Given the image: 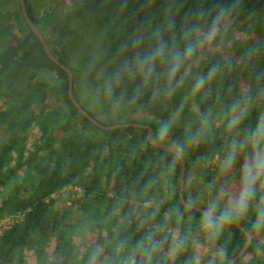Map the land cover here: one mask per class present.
I'll return each instance as SVG.
<instances>
[{
    "label": "trees",
    "instance_id": "16d2710c",
    "mask_svg": "<svg viewBox=\"0 0 264 264\" xmlns=\"http://www.w3.org/2000/svg\"><path fill=\"white\" fill-rule=\"evenodd\" d=\"M233 2L234 0H79L57 17H44L41 25L34 18L28 0H24V5L27 16L41 32L47 48L60 64L71 72L83 74L93 85L94 76L89 75L93 72L92 64L98 63L103 68L98 74L101 82L98 89L106 100L109 101L110 98L118 101L124 107L125 104L129 107L136 106L150 116H164V112L171 105L181 107L182 98L185 97L195 104L197 118H207L211 127H214L217 122L225 119V113H228L233 100L229 82L225 81L226 84H223L219 74L232 65L231 58L219 63L213 55H208L207 58H198L195 62L193 59L196 54L186 62L189 70L184 83L171 96L165 95L163 91L164 66H157L158 78H154L148 85H143L139 77L133 78L129 69L137 54H143L155 46V30L164 24L167 14L175 18L177 41L183 48L184 42L179 37L186 17L201 8L214 15L216 9L232 5ZM227 17L241 23L252 19L254 26L261 25L264 0H238L237 6ZM0 19L11 42L0 48V80L7 77L13 78L12 80L17 78L18 83L24 84L15 94V99L6 101L0 94V122L5 123L6 129V136L0 140V220L6 215L21 214L0 233V264H28L23 257L25 251L34 253L37 258L35 264H94L96 260L101 264H139L135 257L130 260L125 252V239L132 237L137 246L143 244L150 247L155 235L154 225L158 223L160 215L144 206L136 211L124 200L126 192L120 196L121 200L108 195L100 179L103 165L108 168L109 175L120 176L125 167L121 147L130 135L138 137L149 155L168 164L170 185L165 191L162 204H159V210L165 211L172 218L201 221L202 215L183 206L178 198L177 156L170 151L151 146L146 140L145 128L125 126L101 130L86 120L68 99L66 72L46 56L38 39L21 17L18 0H0ZM211 20L212 16H208L198 23L206 31ZM97 26L106 29L114 27L121 40L109 39L110 45L103 47L98 53H94L91 47H83L81 37L90 44L95 36L91 29ZM240 26L241 24H235L236 28ZM170 36V32L165 33L166 40ZM79 46L84 51V58L80 62L78 56L74 57L75 49ZM247 53L253 56L254 89L246 98L248 105L238 112L246 113L244 119L231 132L228 131L225 120L214 133L208 137H199L195 143L191 134L182 127H171L167 140H162L150 121L124 118L116 123L149 125L155 141L168 144L177 142L183 154L191 157L202 154L206 159H212L220 155L234 134L245 135V130L254 127L264 113V38L252 43L247 48ZM213 66L216 67L215 74L199 91L193 93L196 81L201 76H207ZM40 72L54 75V90L63 110L49 114L42 110L35 112L31 108V97L36 96L37 105H41L45 89L49 86L48 82L36 77ZM109 82L114 88L112 96L106 92ZM72 94L78 101L74 81ZM90 115L104 124L93 114ZM73 128L98 132L111 155L100 159L99 154L92 151L91 145H83L73 139L57 140L56 132H67ZM31 130L37 136L26 148L24 142ZM187 169L185 161L184 183ZM123 179V185L128 186V190L134 191L137 196L145 195L147 200L155 192L160 193L158 181L152 184L150 174L131 177L126 181L124 176ZM72 185L81 188L80 197L74 200L75 205L79 206L80 216L75 221L68 216L64 220L58 216L54 218L47 198ZM139 198L142 199L140 196ZM183 198L186 199L184 191ZM253 209L249 208L246 215L233 220L243 226L251 236L247 250L233 264H264V243L255 236L261 230L255 226L256 214ZM224 226L229 232V240L222 244L213 264H226L245 240L244 234L234 224L227 223ZM95 228L102 234L101 238L91 246H85L81 242L84 246L79 249L73 237L80 235L84 229L92 231ZM50 236L53 238V250L50 253L52 260L45 258L44 248L38 243L45 242ZM81 240L84 241V238Z\"/></svg>",
    "mask_w": 264,
    "mask_h": 264
},
{
    "label": "rangeland",
    "instance_id": "374dc122",
    "mask_svg": "<svg viewBox=\"0 0 264 264\" xmlns=\"http://www.w3.org/2000/svg\"><path fill=\"white\" fill-rule=\"evenodd\" d=\"M75 1L79 0H28V4L32 9L34 18L41 25L44 17L48 15L57 17L65 13ZM235 24H241V26L236 28ZM91 32L95 34L94 39L90 42L91 45L83 37H81V45L83 47H91L94 53L101 52L103 47L109 46L110 40H121V37L114 27L106 29L97 26L92 28ZM262 38H264V17L261 20V25L254 26L252 19L241 23L237 20H230L226 16L219 23V29L215 39L211 42H204L198 48L197 55L193 59L195 62L198 58H207L208 55H213L219 63H224L228 58L232 60V65H230L228 70H222L219 74L223 80V82L221 81L223 84L229 82L228 87L231 89L233 100L228 113H225V119L223 118L217 122L214 127H211L208 120L207 124H205V120L197 118L195 104L192 100L185 97L182 98L181 107L171 105L164 112V116H150L143 109H139L136 106L129 107L128 104H125L124 107L118 101H112L110 98H108L109 101L106 100L102 97L100 89H98V85L99 87L101 85L98 74L103 69L98 63L92 64L94 68L90 69L93 70L91 72L93 75L89 74L90 77L94 76L92 79L95 85L87 81L83 74L77 71L72 72V82L74 81L76 97L86 111L93 114L104 124L121 122L124 118H132L139 121H150L155 125L158 133L161 125L168 122L171 124V127L184 128L186 132L191 134L193 142L196 143L199 137H208L224 124L225 120L228 121L232 115H235L244 106L248 105L246 98L249 97L254 89V83L252 81L254 69L252 64L253 56L248 55L247 48ZM10 43L7 29L0 19V48L6 47ZM82 49L80 46L75 49L76 53L74 57L76 58L78 56L79 62L84 58V51ZM36 77L48 82L49 86L45 89V96L41 105H37L38 99L36 96L31 97L29 101L31 108L35 112L36 110H42L49 114L54 113V111L63 110V105L59 102L54 90V86L56 85L54 75L49 72H40L36 74ZM12 79L7 77L1 78L0 80V94L6 101L15 99V94L24 86L23 83L17 82V78ZM233 104L238 105L236 113L232 112ZM5 130V123L1 121L0 140L6 136ZM36 136L32 130L28 133L24 142L26 148L33 143ZM234 136L244 137L242 134H234ZM56 137L57 140L73 139L77 143L87 146L91 145L92 151L99 154L100 159L111 155L110 152L108 153V146L105 144L101 135L89 129L73 128L67 132L59 131L56 132ZM163 140H167V137ZM174 145L181 150L177 142ZM226 150L227 147L220 155L214 156L212 159H206L202 154L194 157L183 154L188 165L187 178L183 191L189 202L207 207L209 201L216 197L221 185L227 183L233 191L238 189L241 160L237 161L236 167L231 173H223L220 162ZM121 155L125 167L119 177V174L116 175L117 177L109 175V170L105 165L101 167L100 179L107 194L114 196L116 199H120V196L126 192L127 196L124 200L128 205L133 206L136 211H139L141 206H144L160 215L158 223L154 225V239L150 247H148L152 248L154 243L155 250L151 251L150 254L140 246H137L135 241L132 240V237L125 239V252L130 256V260H134L135 257L139 264H213L216 261L222 244L229 240V232L226 227L223 226L218 235L210 236L208 232L203 230L200 220L191 218L176 219L169 217L165 211L161 212L159 210V204H162L165 191L170 185V170L166 162H160L148 154L136 135H130L122 143ZM89 164L90 166L92 165L91 162ZM88 170H86V173H88ZM19 174L21 175L22 172ZM145 174L152 176V184L158 181L161 189L160 193L155 192L149 200L145 199V195H134V191L128 190V186L123 185L124 176L126 181L131 177L137 178ZM80 195L81 188L77 185H72L64 187L48 197L47 201L51 207L53 217L56 218L58 216L64 220L63 218L68 216L71 220L75 221L80 216V213L79 206L75 205L74 200L77 197L79 198ZM139 196L142 198L141 200ZM262 199H264V186H258L256 198L249 207L254 208L253 211L256 214V220L258 209L264 207ZM11 219L9 216L8 218L3 217L0 220V233ZM260 230L261 233L255 236L260 239L261 243H264V227H260ZM101 236L102 234L96 228L92 231L84 229L80 235L74 236L73 240L75 245L79 249H82L84 245H93ZM82 238H84V241L81 240ZM38 243L44 248L45 258L52 260L50 253L53 250V238L50 236L46 238L45 242L38 241ZM23 257L28 264H35L37 262V258L32 251L23 252ZM94 264L101 263L99 260H96Z\"/></svg>",
    "mask_w": 264,
    "mask_h": 264
},
{
    "label": "clouds",
    "instance_id": "9594fccd",
    "mask_svg": "<svg viewBox=\"0 0 264 264\" xmlns=\"http://www.w3.org/2000/svg\"><path fill=\"white\" fill-rule=\"evenodd\" d=\"M238 0H234L232 5H224L215 10L212 15L210 11L198 9L194 14L185 18L182 26L180 40L184 42L183 48L179 46L176 37V21L174 16L167 14L164 24L155 30L156 43L149 51L137 54L129 69L130 75L139 77L143 85H148L154 78H158L157 66H164L165 85L163 91L165 95L171 96L177 88L184 83V78L188 73L186 62L191 60L204 42H211L215 39L220 21L235 8ZM179 9H177L178 11ZM212 16V20L207 30L202 29L198 21ZM170 32L171 36L165 39V33ZM216 72L213 66L207 76H201L196 81L192 91H199L202 86ZM106 92L109 96L114 94L111 82L106 85ZM238 105H232V112L236 113ZM246 113L240 112L232 115L227 121L228 131L231 132L243 120ZM207 124V118H205ZM171 124L165 122L161 125L158 135L160 139H165L170 131ZM241 160L239 187L233 191L225 183L217 191L215 198L209 201L205 212L202 214L201 225L203 230L210 236L218 235L223 226L233 220L246 215L253 200L256 198L258 186H264V113L258 118L254 127L245 130L243 138L234 136L227 146L226 153L220 162L223 173L228 174L236 167L237 161ZM264 204V199H262ZM219 210V214L217 212ZM257 228L264 227V207L258 209L256 220ZM151 241V237H149ZM144 251L149 254L155 250L141 245Z\"/></svg>",
    "mask_w": 264,
    "mask_h": 264
},
{
    "label": "water",
    "instance_id": "95a60500",
    "mask_svg": "<svg viewBox=\"0 0 264 264\" xmlns=\"http://www.w3.org/2000/svg\"><path fill=\"white\" fill-rule=\"evenodd\" d=\"M19 4V10L22 19L24 20L27 27L30 29V31L36 36L39 43L42 46L43 51L45 52L46 56L55 64H57L62 70H64L67 74V96L68 99L71 101V103L76 108L77 112L82 115L86 120L91 122L94 126L98 127L101 130H108L113 128H119V127H125V126H134L139 128H145L146 129V140L147 142L160 150H167L172 153H174L178 160H179V172H178V198L181 202V204L197 213L202 215L206 208L196 205L194 203H191L183 198V188H184V173H185V159L183 152L174 144H168L164 142H157L152 137V129L149 125H143L140 123H115V124H101L99 123L93 116H91L80 104L79 102L74 98L72 94V72L69 68L59 63V61L51 54L49 49L47 48V45L45 44V40L41 34V32L37 29V27L33 24V22L29 19L27 16L24 0H18ZM218 215V214H217ZM232 224H234L237 228L240 229V231L244 234L245 240L239 251L233 256L226 264H233L235 261H237L247 250L248 246L251 242V236L247 233V231L244 229L243 226H241L239 223L232 221Z\"/></svg>",
    "mask_w": 264,
    "mask_h": 264
},
{
    "label": "built area",
    "instance_id": "2783aa9c",
    "mask_svg": "<svg viewBox=\"0 0 264 264\" xmlns=\"http://www.w3.org/2000/svg\"><path fill=\"white\" fill-rule=\"evenodd\" d=\"M20 215H21L20 213L13 214V215H9L12 219L8 222V224H7L3 229L7 228V227L10 225V223H12V222H13L15 219H17ZM9 216L6 215V216H4V217H5V218H8ZM3 229H2V230H3Z\"/></svg>",
    "mask_w": 264,
    "mask_h": 264
},
{
    "label": "crops",
    "instance_id": "0c3cea01",
    "mask_svg": "<svg viewBox=\"0 0 264 264\" xmlns=\"http://www.w3.org/2000/svg\"><path fill=\"white\" fill-rule=\"evenodd\" d=\"M199 206H201V205H199Z\"/></svg>",
    "mask_w": 264,
    "mask_h": 264
}]
</instances>
